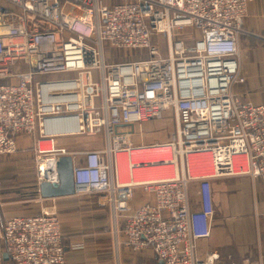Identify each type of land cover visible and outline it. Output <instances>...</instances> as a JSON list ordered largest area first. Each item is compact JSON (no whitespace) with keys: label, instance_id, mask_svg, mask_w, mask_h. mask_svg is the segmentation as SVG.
I'll return each mask as SVG.
<instances>
[{"label":"built area","instance_id":"obj_1","mask_svg":"<svg viewBox=\"0 0 264 264\" xmlns=\"http://www.w3.org/2000/svg\"><path fill=\"white\" fill-rule=\"evenodd\" d=\"M252 1L0 0V162L20 136L30 138L35 192L50 200L40 183H58L59 158L77 154L53 140L101 134L102 148L73 164L72 195L98 194L117 243L131 251L151 250L160 264H214L212 254L195 257L211 231V179L248 176L264 185V104L233 90L246 83L237 39ZM185 28L195 31L190 38ZM110 48L140 52L115 61ZM167 111L176 126L166 142L171 157L137 162L131 151L147 145H133L131 126ZM45 140L50 149H41ZM139 169L146 173L137 182ZM137 188L150 198L133 209ZM3 253L13 264H71L58 210L0 222V264Z\"/></svg>","mask_w":264,"mask_h":264},{"label":"crops","instance_id":"obj_2","mask_svg":"<svg viewBox=\"0 0 264 264\" xmlns=\"http://www.w3.org/2000/svg\"><path fill=\"white\" fill-rule=\"evenodd\" d=\"M118 1L120 0H104V3L111 5ZM237 45L239 49L240 77H245L246 83L236 82L233 85V90L244 102L253 105L264 104V0H253L247 5V13L243 20L242 31L238 35ZM28 140H30L33 154L32 142L28 137L20 136L18 138V148L20 143L24 144ZM102 143L103 140H97L95 135L58 137L53 140L54 147L65 148L68 151L77 153L72 158L74 165H79L82 162L81 152L102 148ZM6 163L7 161L0 162V177L1 166ZM193 185L195 191L191 190L190 198L192 201H196L198 200L197 184L192 183L191 186ZM211 190L214 206L211 231L207 238L198 240L195 251L196 259L203 260L207 255L212 254L214 264H264V185L261 181H253L248 176H222L211 179ZM33 195L32 199L38 200V194L33 192ZM144 196L150 198V195ZM65 197L76 196L68 195L52 200ZM146 199L142 200L136 207L132 206V208H137ZM22 200L24 199L18 201L17 198V201L12 202ZM0 207L2 208V206ZM4 211L5 208L0 209L1 222L13 215L30 214L21 211L7 214ZM111 224L113 238L109 237V244L112 248V254L117 259V264H121L122 259L125 257L124 253L128 251L138 254L149 251L156 264L161 263L151 250L135 252L117 243L118 238L114 233L115 224L112 218ZM120 236L121 234H119V240ZM73 242L83 243L84 247L68 252L67 260L69 263L98 264L101 249L97 248L98 242L95 239L86 236L75 241H67L63 234V245ZM3 264L13 263L7 257L4 259Z\"/></svg>","mask_w":264,"mask_h":264},{"label":"rangeland","instance_id":"obj_3","mask_svg":"<svg viewBox=\"0 0 264 264\" xmlns=\"http://www.w3.org/2000/svg\"><path fill=\"white\" fill-rule=\"evenodd\" d=\"M194 32L192 28H185L182 36L190 38ZM156 37L154 36L155 40H157ZM160 44L162 48L165 47L164 41ZM137 52L140 50L110 48V55L107 58L115 61L125 60L130 56L134 58ZM130 130L135 133L132 137L133 145H154L171 141L176 132V126L173 115L167 111L162 120L137 123L131 126ZM95 138L101 140L102 135H95ZM30 144V140L24 144L20 143L18 150L6 160V164L1 166L0 206L2 208L0 209L5 208L4 212L7 214L20 211L31 214L40 211L42 207H55L60 214L62 232L67 241H75L86 236L95 239L98 242L97 248L101 249L98 264H117V259L112 254L109 244V237L113 238L111 215L107 205L99 200L98 195H82L46 201L32 199L33 192L35 193L36 169ZM191 190L195 191L194 185L191 186ZM17 198L18 201L24 200L12 202L17 201ZM146 198L142 189L137 188L132 198V206L136 207ZM124 256L121 264H156L149 251L139 254L128 251L124 253Z\"/></svg>","mask_w":264,"mask_h":264},{"label":"water","instance_id":"obj_4","mask_svg":"<svg viewBox=\"0 0 264 264\" xmlns=\"http://www.w3.org/2000/svg\"><path fill=\"white\" fill-rule=\"evenodd\" d=\"M58 183L44 181L40 183V195L44 198H58L74 193L73 160L71 156H61L57 162ZM8 257L3 253V259Z\"/></svg>","mask_w":264,"mask_h":264},{"label":"bare ground","instance_id":"obj_5","mask_svg":"<svg viewBox=\"0 0 264 264\" xmlns=\"http://www.w3.org/2000/svg\"><path fill=\"white\" fill-rule=\"evenodd\" d=\"M126 50V49H125ZM19 143V141L17 140ZM51 148V141L45 140L41 142V149H50ZM13 155V154H12ZM10 155V156H12ZM131 155L134 159H136L137 162L144 161V162H154L157 161L160 158H170L171 157V148L168 146V144L165 143H158L154 145H147V146H141L134 148L131 151ZM10 156L4 158L1 162L6 161ZM169 171L171 167H165ZM160 168H151V173H157ZM210 171V169H208ZM146 172H143L142 170H135L134 174V180L141 181L144 179ZM145 195V194H143ZM146 197V196H145Z\"/></svg>","mask_w":264,"mask_h":264},{"label":"trees","instance_id":"obj_6","mask_svg":"<svg viewBox=\"0 0 264 264\" xmlns=\"http://www.w3.org/2000/svg\"><path fill=\"white\" fill-rule=\"evenodd\" d=\"M35 187H36V184H35ZM73 243H74V242H73ZM71 244H72V243H71ZM71 244H68V245H65V244H64V247L67 249L68 252L71 251L70 248H69ZM3 263H4V261H3Z\"/></svg>","mask_w":264,"mask_h":264}]
</instances>
